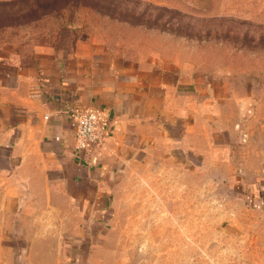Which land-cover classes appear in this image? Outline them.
Returning a JSON list of instances; mask_svg holds the SVG:
<instances>
[{
	"label": "rangeland",
	"instance_id": "374dc122",
	"mask_svg": "<svg viewBox=\"0 0 264 264\" xmlns=\"http://www.w3.org/2000/svg\"><path fill=\"white\" fill-rule=\"evenodd\" d=\"M78 42L222 79L219 126L239 136L220 158L170 147L141 176L122 178L107 223L95 227L103 248L94 264H264V0H0V57ZM8 213L0 210V239L44 228ZM8 243L0 240V264H15L12 246H22ZM46 244L36 240L18 262L54 264Z\"/></svg>",
	"mask_w": 264,
	"mask_h": 264
},
{
	"label": "crops",
	"instance_id": "0c3cea01",
	"mask_svg": "<svg viewBox=\"0 0 264 264\" xmlns=\"http://www.w3.org/2000/svg\"><path fill=\"white\" fill-rule=\"evenodd\" d=\"M226 97L222 79L144 64L104 42L0 57V210L5 218L13 212L17 224L44 226L38 235L4 233L1 242H22L12 246L15 264L36 240L54 242L46 244L54 264H94L103 248L95 227L107 223L122 178L141 176L170 147L214 159L223 146L237 151V128L219 126ZM73 107L108 115L111 132L96 150L75 149Z\"/></svg>",
	"mask_w": 264,
	"mask_h": 264
},
{
	"label": "built area",
	"instance_id": "2783aa9c",
	"mask_svg": "<svg viewBox=\"0 0 264 264\" xmlns=\"http://www.w3.org/2000/svg\"><path fill=\"white\" fill-rule=\"evenodd\" d=\"M67 112L75 123V149L83 154L99 148L111 132L108 115L102 108L73 107Z\"/></svg>",
	"mask_w": 264,
	"mask_h": 264
}]
</instances>
